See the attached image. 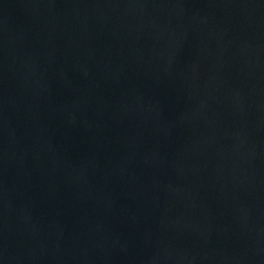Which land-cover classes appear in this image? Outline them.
Returning <instances> with one entry per match:
<instances>
[{"label": "water", "instance_id": "95a60500", "mask_svg": "<svg viewBox=\"0 0 264 264\" xmlns=\"http://www.w3.org/2000/svg\"><path fill=\"white\" fill-rule=\"evenodd\" d=\"M0 264H264V0H0Z\"/></svg>", "mask_w": 264, "mask_h": 264}]
</instances>
